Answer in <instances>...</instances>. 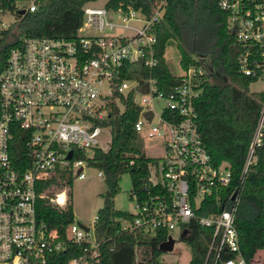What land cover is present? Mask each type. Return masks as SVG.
<instances>
[{
    "label": "built area",
    "instance_id": "obj_1",
    "mask_svg": "<svg viewBox=\"0 0 264 264\" xmlns=\"http://www.w3.org/2000/svg\"><path fill=\"white\" fill-rule=\"evenodd\" d=\"M43 1L0 0V264H54L69 247L77 254L65 264H101L102 246L116 235L166 231L167 239L175 229L185 234L191 223L212 230L205 263L212 254V264H247L235 215L264 144V98L236 177L230 163L213 160L198 128L195 103L208 75L200 59L180 70L169 91L151 74L158 66L152 28L163 2L149 14L131 4L86 2L75 37L64 39L21 30L25 15ZM218 6L227 11L237 41L248 46L239 73L264 84V0H219ZM255 92L264 93V86ZM129 104L138 108L135 132L162 143L143 190L131 188L130 216L115 218L107 236L97 235V214L91 227L73 219L64 232L40 221L37 199L64 207L67 197L65 191L50 196L51 189L39 184L64 170L85 178L90 166L78 151L91 156L93 149H108L107 120ZM17 135L25 146V169L10 155ZM202 208L207 214L199 213Z\"/></svg>",
    "mask_w": 264,
    "mask_h": 264
},
{
    "label": "trees",
    "instance_id": "obj_2",
    "mask_svg": "<svg viewBox=\"0 0 264 264\" xmlns=\"http://www.w3.org/2000/svg\"><path fill=\"white\" fill-rule=\"evenodd\" d=\"M96 0H44L38 11L25 15L21 30L53 38L73 39L83 19L82 6ZM219 0H107L108 6L141 7L147 14L163 2V12L158 23L153 25L156 34V56L158 66L151 74L158 78L163 90L169 91L177 83L165 60V50L170 40L175 41L179 67L186 69L200 59L208 75L195 103L198 128L202 140L216 163H230L237 177L247 147L261 110L263 92L249 90L256 81L238 71V60L248 46L239 43L228 31V13L218 6ZM250 48V47H249ZM149 74V70H144ZM115 108L107 124L110 126L111 143L106 150L93 149L91 156L78 151L77 156L87 161L90 167L102 172L107 190L103 205L97 211L95 224L97 235L112 233L111 224L117 217L128 218V211L117 210L113 197L118 191L121 175L128 173L132 188L141 192L147 183L149 166L157 163L156 158L146 156L143 139L135 132L133 123L138 108L127 105L124 112ZM10 155L17 168L25 169V146L17 135L10 145ZM258 160L244 181L235 215L242 256L250 264L257 250H264V144L257 149ZM72 184L70 170L61 171L56 177L39 184L40 190L69 187ZM62 195L60 194V197ZM70 199V192L68 193ZM37 216L51 228L64 232L73 220L72 206L64 207L49 203L47 198L37 199ZM199 213L207 214L202 208ZM212 230L195 223L187 226V232L180 239L190 246L189 264H212L213 255H206ZM166 231L155 236L137 233L116 235L101 248V264H160L159 244L165 241ZM77 254L70 247L55 255L54 264H65ZM224 256L223 258H226Z\"/></svg>",
    "mask_w": 264,
    "mask_h": 264
},
{
    "label": "rangeland",
    "instance_id": "obj_3",
    "mask_svg": "<svg viewBox=\"0 0 264 264\" xmlns=\"http://www.w3.org/2000/svg\"><path fill=\"white\" fill-rule=\"evenodd\" d=\"M104 0H98L101 5ZM234 26H229L228 31L233 33ZM165 60L174 74L180 73L179 59L175 47V41L170 40L165 50ZM262 80L255 81L249 85V90L259 91L263 88ZM140 99V96H137ZM143 150L148 157H158L162 153V143L159 140L144 138ZM89 154V153H88ZM86 177L78 179L73 173L71 186L63 188H51L50 196L65 191L67 202L71 203L73 219L83 225L92 226L95 215L103 205V195L107 190L103 176H98V170L94 167L85 168ZM132 188L131 177L128 173L121 175L118 183V191L113 197V206L117 210L132 211L134 200L130 196ZM70 192V199L68 193ZM56 205V204H54ZM174 240L173 248L170 251H161L158 256L160 264H189L191 258L190 246L180 239L181 231L178 229L170 232Z\"/></svg>",
    "mask_w": 264,
    "mask_h": 264
},
{
    "label": "water",
    "instance_id": "obj_4",
    "mask_svg": "<svg viewBox=\"0 0 264 264\" xmlns=\"http://www.w3.org/2000/svg\"><path fill=\"white\" fill-rule=\"evenodd\" d=\"M21 13H22V11H21ZM70 156H71V152L68 153V158H70ZM183 235H184V233H183ZM173 244H174V240H173L172 236H168V238L165 241H163L159 244V249L161 251H170L173 248Z\"/></svg>",
    "mask_w": 264,
    "mask_h": 264
},
{
    "label": "crops",
    "instance_id": "obj_5",
    "mask_svg": "<svg viewBox=\"0 0 264 264\" xmlns=\"http://www.w3.org/2000/svg\"><path fill=\"white\" fill-rule=\"evenodd\" d=\"M250 264H264V250H257Z\"/></svg>",
    "mask_w": 264,
    "mask_h": 264
}]
</instances>
